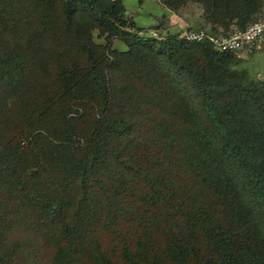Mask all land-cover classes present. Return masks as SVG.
<instances>
[{
	"label": "trees",
	"instance_id": "obj_1",
	"mask_svg": "<svg viewBox=\"0 0 264 264\" xmlns=\"http://www.w3.org/2000/svg\"><path fill=\"white\" fill-rule=\"evenodd\" d=\"M159 1L214 33L264 13ZM126 12L0 0V264H264V79Z\"/></svg>",
	"mask_w": 264,
	"mask_h": 264
},
{
	"label": "rangeland",
	"instance_id": "obj_2",
	"mask_svg": "<svg viewBox=\"0 0 264 264\" xmlns=\"http://www.w3.org/2000/svg\"><path fill=\"white\" fill-rule=\"evenodd\" d=\"M124 3L127 17L144 26L142 34L166 36L170 32L182 31L181 35H184L188 27L197 28L204 24L202 9L195 3L177 13L163 6L159 0H124ZM129 28L135 30V27ZM115 45L122 46L119 41ZM241 57L243 61L239 68H246L252 76L264 79V51L254 54L244 51Z\"/></svg>",
	"mask_w": 264,
	"mask_h": 264
},
{
	"label": "built area",
	"instance_id": "obj_3",
	"mask_svg": "<svg viewBox=\"0 0 264 264\" xmlns=\"http://www.w3.org/2000/svg\"><path fill=\"white\" fill-rule=\"evenodd\" d=\"M185 35L191 40H208L220 51L234 52L239 56L244 51L254 54L264 51V13L243 29L234 25L228 31L220 29L214 33L208 26L206 29L188 30Z\"/></svg>",
	"mask_w": 264,
	"mask_h": 264
},
{
	"label": "crops",
	"instance_id": "obj_4",
	"mask_svg": "<svg viewBox=\"0 0 264 264\" xmlns=\"http://www.w3.org/2000/svg\"><path fill=\"white\" fill-rule=\"evenodd\" d=\"M189 28V27H188ZM183 30V29H182Z\"/></svg>",
	"mask_w": 264,
	"mask_h": 264
}]
</instances>
